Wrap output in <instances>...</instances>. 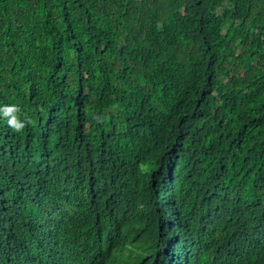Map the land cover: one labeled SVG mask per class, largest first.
Returning a JSON list of instances; mask_svg holds the SVG:
<instances>
[{
	"label": "trees",
	"instance_id": "obj_1",
	"mask_svg": "<svg viewBox=\"0 0 264 264\" xmlns=\"http://www.w3.org/2000/svg\"><path fill=\"white\" fill-rule=\"evenodd\" d=\"M6 106L0 264H264V0H0Z\"/></svg>",
	"mask_w": 264,
	"mask_h": 264
},
{
	"label": "clouds",
	"instance_id": "obj_2",
	"mask_svg": "<svg viewBox=\"0 0 264 264\" xmlns=\"http://www.w3.org/2000/svg\"><path fill=\"white\" fill-rule=\"evenodd\" d=\"M20 109L16 106H6L0 109V114L3 117L7 118V123L9 127L13 128L16 131H20L25 127V122H22L18 119L16 113H19ZM27 123H32L31 120H26Z\"/></svg>",
	"mask_w": 264,
	"mask_h": 264
}]
</instances>
